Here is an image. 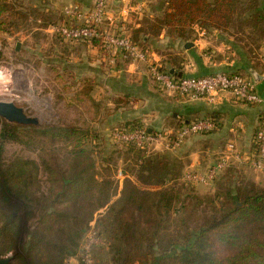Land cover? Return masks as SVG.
I'll list each match as a JSON object with an SVG mask.
<instances>
[{"label": "trees", "instance_id": "trees-1", "mask_svg": "<svg viewBox=\"0 0 264 264\" xmlns=\"http://www.w3.org/2000/svg\"><path fill=\"white\" fill-rule=\"evenodd\" d=\"M10 2L0 0V25L26 18ZM251 3L264 19V6L258 0ZM239 4L243 0H167L153 32L165 30L171 38L187 39L195 25L227 31ZM45 18L40 16L46 26L52 25ZM88 42L102 49L100 40ZM20 129L12 126L0 135V260L11 253L10 264H65L81 251L95 221L109 262H99L94 254L96 264H264V190L255 185L224 183L221 187L227 189L213 198L184 194L185 185L174 182L184 165L160 156L145 158L132 146L137 154L132 175L114 200L118 191L110 180H98L94 159L84 146L87 132L71 128L41 133L54 142L76 143L65 165L56 156L43 158L41 164L18 158L5 165L2 143L22 142ZM41 168L47 174V191L41 189ZM204 205L210 206V215L200 214ZM101 210L105 212L96 220ZM172 214L178 217L175 223L168 221Z\"/></svg>", "mask_w": 264, "mask_h": 264}, {"label": "rangeland", "instance_id": "rangeland-1", "mask_svg": "<svg viewBox=\"0 0 264 264\" xmlns=\"http://www.w3.org/2000/svg\"><path fill=\"white\" fill-rule=\"evenodd\" d=\"M10 3L23 12L26 18L0 25V102L14 103L22 108L26 115L36 118L38 125H18L0 117V135L5 130H10L12 126H20L18 133L23 140L20 142L8 139L2 143L3 163L7 165L15 159L23 158L41 164L43 158L50 160L56 156L61 164L65 165L71 157V151L75 152L73 147L75 142L62 140L54 142L50 135L44 136L41 133L55 132L58 129H78L88 134L84 137L87 140L84 146L94 159L98 180L113 182V188L118 191L114 200L117 199L124 179L131 178L130 170L137 158L134 147L116 144L111 139L113 130L129 128L133 124L122 123L115 117L118 109L121 108L120 101L125 98L122 94L124 84H120L119 78L106 80L103 76L86 73V69L96 70L98 66L89 65L87 68V65L81 61L77 63L71 61V49L82 53L85 48L76 47L82 43H67L60 37L57 28L65 22L66 18L54 9L50 12L46 11V8H54L51 0H11ZM258 4L261 7L264 6V0H258ZM251 8V0H243V4L236 6L232 25L251 27L257 39L264 40L262 14ZM42 15L47 16L45 19L52 22V25L46 26V23L40 19ZM197 26L202 28L200 25L193 26L190 29V37H193V29ZM163 130L165 129L157 132ZM78 138L80 139L81 136ZM141 152L145 158L160 156L172 163L175 162V166L179 164L182 166L186 162L185 159L168 158L165 152L155 148L150 152ZM249 167L245 162L236 163L230 159L225 172L211 185L182 182L181 178L186 172L185 169L182 170L181 177L174 182L179 183L178 187L185 185L184 194L191 191L192 196L199 198H213L217 192H224L227 189V187H221L224 183L227 184L225 186L240 187L243 181V186L253 184L257 189L264 190V173H260L259 176ZM119 171L126 175L119 177ZM39 178L42 191H47L49 183L43 169ZM209 208V205H204L200 214L210 215ZM104 212L105 210H101L95 219L98 220L100 214ZM177 220L178 217L174 214L168 218L169 223H175ZM29 224L33 226L35 219H32ZM173 231L172 228L171 232ZM103 247L96 248L95 256L99 262L103 260L109 263L107 251ZM5 258L12 260L13 254L10 253ZM71 259H73L72 263ZM65 264H80V251L77 256L69 258Z\"/></svg>", "mask_w": 264, "mask_h": 264}, {"label": "crops", "instance_id": "crops-1", "mask_svg": "<svg viewBox=\"0 0 264 264\" xmlns=\"http://www.w3.org/2000/svg\"><path fill=\"white\" fill-rule=\"evenodd\" d=\"M51 1L54 8H46V11L54 9L62 15L65 8L73 5L88 13L94 4V0ZM166 1L109 0L108 3L106 30L133 38L149 52L151 61L132 63L90 42L76 46L85 48L82 53L71 49V61H81L87 68L98 66L96 70L86 69L88 74H97L106 80L121 79L120 84L126 88L122 93L125 98L120 101L121 108L115 117L122 123H140L156 132L175 130L195 120H214L215 131L190 137L179 148L165 150L162 145L155 146L168 158L185 159L186 172H203L228 155L232 162H245L250 166L248 159L253 154L254 137L264 123V105L240 103L229 93H222L214 103L191 102L179 95L163 93L151 78L150 65L153 62L169 73L174 70L178 77L226 73L253 79L251 70L264 76V40L257 39L251 27L233 25L227 31L210 32L197 26L193 29V37L187 39L171 38L165 30L154 34L153 25L162 20ZM188 43L193 45L186 47ZM257 87L264 97V80L257 83ZM249 168L253 170L251 166ZM255 172L259 176L262 173Z\"/></svg>", "mask_w": 264, "mask_h": 264}, {"label": "built area", "instance_id": "built-area-1", "mask_svg": "<svg viewBox=\"0 0 264 264\" xmlns=\"http://www.w3.org/2000/svg\"><path fill=\"white\" fill-rule=\"evenodd\" d=\"M108 3L109 0H94L93 7L88 13L82 12L78 5L65 8L63 14L69 23L61 24L57 28L58 34L65 42L71 44L98 39L102 42L105 52L118 54L132 63L151 61L149 52L134 43L130 36L113 34L106 30ZM150 75L161 92L179 95L187 101L205 100L214 103L222 93H229L240 103L264 105V97L258 92L257 83L240 74L216 73L197 78L178 77L152 62ZM215 129L214 120L202 119L184 123L175 130L160 132H152L147 127L115 129L111 133V139L116 144L134 146L144 152H150L157 145H162L165 150H172L181 147L190 137L209 134ZM253 146V154L248 159L250 166L255 171L264 173V123L255 134ZM235 157L239 159L238 155ZM230 159V155L223 156L203 172H186L181 181L211 185L225 172ZM119 177H123L121 171ZM105 245V240L94 221L81 246L80 264H96L95 250Z\"/></svg>", "mask_w": 264, "mask_h": 264}, {"label": "water", "instance_id": "water-1", "mask_svg": "<svg viewBox=\"0 0 264 264\" xmlns=\"http://www.w3.org/2000/svg\"><path fill=\"white\" fill-rule=\"evenodd\" d=\"M193 44L188 43L186 47H191ZM252 77L256 83H260L264 80V76L260 75L254 71H250ZM171 74H174V70L170 71ZM0 117L4 118L10 123H15L23 126L38 125V120L36 118L29 117L26 115L25 111L22 108L17 107L14 103L9 102H0ZM11 259L6 258L0 260V264H10Z\"/></svg>", "mask_w": 264, "mask_h": 264}]
</instances>
